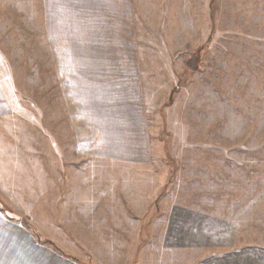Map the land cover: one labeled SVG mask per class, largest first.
Masks as SVG:
<instances>
[{
	"label": "rangeland",
	"instance_id": "374dc122",
	"mask_svg": "<svg viewBox=\"0 0 264 264\" xmlns=\"http://www.w3.org/2000/svg\"><path fill=\"white\" fill-rule=\"evenodd\" d=\"M132 1L83 24L111 118L55 9L0 0V192L39 203L27 223L83 264H264V0ZM31 182L53 193L13 194Z\"/></svg>",
	"mask_w": 264,
	"mask_h": 264
},
{
	"label": "crops",
	"instance_id": "0c3cea01",
	"mask_svg": "<svg viewBox=\"0 0 264 264\" xmlns=\"http://www.w3.org/2000/svg\"><path fill=\"white\" fill-rule=\"evenodd\" d=\"M166 1L167 0H165V2ZM133 3L134 1L132 0H46V9H55L53 13L52 21H50V17L48 16V23L51 24L49 26H51L52 29H63V31L67 30V32L63 33V36L67 39L61 40L62 42L61 45L68 46L70 49L71 46L76 47L75 50L73 51L71 50L69 52V56L67 58L68 59L67 63L71 64L70 65L71 74L73 76L74 75L80 76V80H83L85 78L89 79V80L81 81L80 83L83 84L85 87L92 86L93 88H95L94 90L96 93L99 94L108 93L110 95V97H107L106 99H108V108L110 110L109 113L111 115V118L115 117L114 113L112 112V108L115 109L117 107L116 104L117 99L115 97H112L111 95L113 94L116 95L118 88L115 86L104 85L103 82H99L98 79L104 78V75L101 73V71L97 72L95 66L88 67L86 65L85 58L80 57L81 55L84 54L87 45V43L83 39L85 38V33L82 31H84V28H86V25L83 24L86 21L88 23H90L91 21H96L95 11H93L94 9H128V12L132 13L134 9ZM82 9H90V11H88L87 13L88 15H91L90 17H88L89 19H83L81 15ZM91 17H93L94 19ZM93 28H95V25L93 26ZM70 37L77 38V40L73 43L75 45L71 44ZM78 47H81V49L79 50ZM113 66L116 67V64H113ZM80 67L84 68V71L81 74L79 69ZM108 74H111V72H108ZM119 76L122 77L121 75ZM116 83L119 84V82ZM103 157L115 158V159L121 157V158L129 159V158H133L134 155L130 151L122 150L118 153L115 151L110 153H105ZM36 184L34 182L33 183L31 182L29 183L30 185L29 187H25V186L21 187V189L25 192L19 191V193L18 192L16 193L15 191H13L14 192L13 194L14 195L18 194V196H25L26 198L29 199L35 197L36 199L37 197L41 198L44 194L47 197L48 195L53 193L52 192L53 185L51 183L50 184L46 183L45 187L38 186ZM42 190H45V192L41 193L40 191ZM48 190L50 191L49 193L47 192ZM21 204H23L24 206ZM37 204L39 203L35 202L34 205ZM34 205L33 204L26 205L24 200H20V204H19L16 197L9 196L7 194L0 192V264H32V256L30 255L36 254L38 252L44 253V251H42L44 250V248L50 250L55 255H58L57 257L65 261L67 264H83L79 262V260H76L78 263L73 262V260L70 259H74V257L66 255V253L62 252L56 246L55 247L58 250V252L55 251L50 246L39 243L35 235H33L29 230H27L20 224V219L27 222L30 221L29 216L31 215L32 212L31 210L34 207ZM26 206H31V207L28 208ZM5 224H7V226H5ZM13 225H16L18 227L20 226L22 229H24V231H27L30 236L29 238H31L34 242L33 245L21 246V240L18 239L21 237V232H22L21 229L8 230L7 228ZM35 233L37 237H39L41 240L49 241L53 243L52 241L43 238L36 231ZM60 254H63L64 256Z\"/></svg>",
	"mask_w": 264,
	"mask_h": 264
},
{
	"label": "trees",
	"instance_id": "16d2710c",
	"mask_svg": "<svg viewBox=\"0 0 264 264\" xmlns=\"http://www.w3.org/2000/svg\"><path fill=\"white\" fill-rule=\"evenodd\" d=\"M20 224H21L24 228H26L27 230H29L33 235H35V237H36V239H37V241H38L39 243H41V244H45V245H47V246H50V247H52L55 251L58 252V250L56 249V247H55V245H54L53 243H51V242H49V241H43V240H41L39 237H37L35 231H34L33 228L27 223V221H24V220L20 219ZM60 255L64 256L63 254H60ZM68 259H70V258H68ZM70 260H73V262L78 263V262L76 261V259H70Z\"/></svg>",
	"mask_w": 264,
	"mask_h": 264
}]
</instances>
